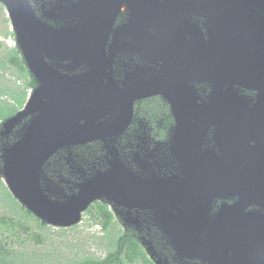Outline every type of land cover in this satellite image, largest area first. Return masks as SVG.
Instances as JSON below:
<instances>
[{"label":"water","instance_id":"obj_1","mask_svg":"<svg viewBox=\"0 0 264 264\" xmlns=\"http://www.w3.org/2000/svg\"><path fill=\"white\" fill-rule=\"evenodd\" d=\"M0 3L34 87L0 125V175L24 208L69 228L103 201L127 209L155 264H264V0ZM151 97L170 105L174 124L157 146H170L181 177L140 200L114 144ZM94 142L107 169L65 189L59 165L83 168ZM235 190L234 205L208 214ZM137 203L150 207L149 226Z\"/></svg>","mask_w":264,"mask_h":264},{"label":"trees","instance_id":"obj_2","mask_svg":"<svg viewBox=\"0 0 264 264\" xmlns=\"http://www.w3.org/2000/svg\"><path fill=\"white\" fill-rule=\"evenodd\" d=\"M0 9L6 25L0 32L1 125L24 107L32 84L6 9L1 4ZM87 234L90 239L78 242ZM0 264L155 263L106 204L93 203L82 221L69 228L43 224L13 196L0 175Z\"/></svg>","mask_w":264,"mask_h":264},{"label":"flooded vegetation","instance_id":"obj_3","mask_svg":"<svg viewBox=\"0 0 264 264\" xmlns=\"http://www.w3.org/2000/svg\"><path fill=\"white\" fill-rule=\"evenodd\" d=\"M127 16L126 14L117 15L116 23L118 24L120 22L121 17L127 18ZM33 89L34 87L32 86L30 92ZM152 103H156L157 106H154ZM173 124L174 118L171 114L170 105L161 97H151L136 103L132 121L118 134V137L116 136L117 140L114 144V149L120 156L119 161L121 162V165L118 167L120 170L127 171L128 174H130L131 189L134 195H137L140 200H142L140 194L143 189L151 185H161L165 188L173 187L174 184L177 186L179 177H181L179 175V159L173 161L171 158V151L169 150L170 146H157L159 143L168 139ZM84 146L92 147V153H89V150L86 151L87 153L85 152L89 159L83 164V168L73 170L69 165L64 164L63 167L59 165V170L69 179V182H61L64 184L65 189H69L73 186L77 187L85 177H89L98 169L105 170L108 167L106 163L109 157L108 150L103 147L101 142L89 143ZM217 177L218 185H224L227 177L226 169L221 168L217 170ZM54 178L57 179L56 177ZM57 180H59V178ZM215 185L216 184H214V186ZM177 187L179 188V186ZM234 193L237 195H233L230 199L221 198L216 200L212 204V210L208 214L213 215L218 212L219 208L223 205H234L239 199L240 194L237 190H235ZM95 202L106 204L123 229L126 232H130L132 238L140 243L138 240V237L141 235L138 231L140 230L139 225L134 222L127 223L122 216L127 211L126 208L115 205L120 210L118 212L117 209L116 212L108 203L103 201ZM131 210L132 213L140 215L139 220L143 221L144 226H149V224H151V217H149L150 207L146 206V203H144V205L137 203ZM153 230H157L156 227L153 228ZM158 237L160 238V246L167 247L168 245L162 240V236L158 234ZM167 253H170L169 249Z\"/></svg>","mask_w":264,"mask_h":264},{"label":"rangeland","instance_id":"obj_4","mask_svg":"<svg viewBox=\"0 0 264 264\" xmlns=\"http://www.w3.org/2000/svg\"><path fill=\"white\" fill-rule=\"evenodd\" d=\"M6 30V25H5V23L3 22V14H2V11H1V9H0V32H4ZM3 41H5V40H3ZM87 232H92L91 230L90 231H86V233ZM90 234V233H89ZM85 235V234H84ZM90 235H86V236H84V238H82V239H80L78 242H81V243H84V241L83 240H88V239H90ZM84 246H86V245H84Z\"/></svg>","mask_w":264,"mask_h":264}]
</instances>
